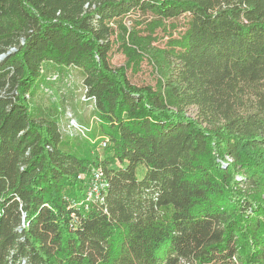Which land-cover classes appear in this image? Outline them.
Returning a JSON list of instances; mask_svg holds the SVG:
<instances>
[{"label": "trees", "instance_id": "obj_1", "mask_svg": "<svg viewBox=\"0 0 264 264\" xmlns=\"http://www.w3.org/2000/svg\"><path fill=\"white\" fill-rule=\"evenodd\" d=\"M3 54L0 264H264V0H0ZM72 68L103 155L33 108Z\"/></svg>", "mask_w": 264, "mask_h": 264}, {"label": "rangeland", "instance_id": "obj_2", "mask_svg": "<svg viewBox=\"0 0 264 264\" xmlns=\"http://www.w3.org/2000/svg\"><path fill=\"white\" fill-rule=\"evenodd\" d=\"M125 63L122 54L115 53L112 64L120 66ZM131 80L138 84H154L155 73L152 66L145 61L141 71L130 74ZM65 78V79H64ZM45 81L41 83L36 93L33 108L40 106L45 112L57 116L60 122L63 137L71 138L77 146L91 149L92 153L103 155L104 139L98 129L99 119L94 102L85 96V87L82 76L77 69H68L66 77L59 81ZM191 113H196V108L191 107ZM108 140V139H107ZM145 171L140 167L138 175L141 177Z\"/></svg>", "mask_w": 264, "mask_h": 264}, {"label": "built area", "instance_id": "obj_3", "mask_svg": "<svg viewBox=\"0 0 264 264\" xmlns=\"http://www.w3.org/2000/svg\"><path fill=\"white\" fill-rule=\"evenodd\" d=\"M108 140H103V146L106 147ZM231 160V159H230ZM106 189V180L103 177L101 170H93L89 190H88V199L95 200L102 197Z\"/></svg>", "mask_w": 264, "mask_h": 264}, {"label": "water", "instance_id": "obj_4", "mask_svg": "<svg viewBox=\"0 0 264 264\" xmlns=\"http://www.w3.org/2000/svg\"><path fill=\"white\" fill-rule=\"evenodd\" d=\"M14 50H15L14 48H13V49H11V50L9 51V53H10V52H12V51H14ZM6 55H7V54H3V55H1V57H0V58H1V59H3V58H5V57H6Z\"/></svg>", "mask_w": 264, "mask_h": 264}]
</instances>
